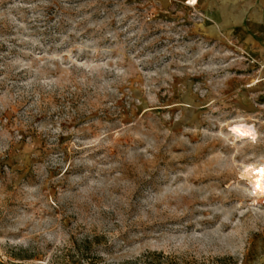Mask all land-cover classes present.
<instances>
[{"label":"rangeland","instance_id":"1","mask_svg":"<svg viewBox=\"0 0 264 264\" xmlns=\"http://www.w3.org/2000/svg\"><path fill=\"white\" fill-rule=\"evenodd\" d=\"M0 0V264H264V0Z\"/></svg>","mask_w":264,"mask_h":264},{"label":"bare ground","instance_id":"2","mask_svg":"<svg viewBox=\"0 0 264 264\" xmlns=\"http://www.w3.org/2000/svg\"><path fill=\"white\" fill-rule=\"evenodd\" d=\"M196 0H188L187 5H195ZM239 178L248 181L251 185H255L260 188L262 195H264V159L259 163L251 162L249 164H243ZM258 188V189H259Z\"/></svg>","mask_w":264,"mask_h":264}]
</instances>
